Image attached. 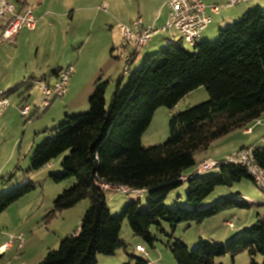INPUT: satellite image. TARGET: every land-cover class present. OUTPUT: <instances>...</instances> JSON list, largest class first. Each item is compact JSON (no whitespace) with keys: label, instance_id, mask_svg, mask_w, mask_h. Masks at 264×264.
Segmentation results:
<instances>
[{"label":"trees","instance_id":"trees-1","mask_svg":"<svg viewBox=\"0 0 264 264\" xmlns=\"http://www.w3.org/2000/svg\"><path fill=\"white\" fill-rule=\"evenodd\" d=\"M219 32L214 41L199 38L192 46L193 52L183 48L180 39L146 54L140 68L131 73L123 87V76L116 80V90L108 104L106 92L110 81L98 78L89 98V111L67 114L59 125L47 129L48 137L34 148L25 172L44 171L54 159L64 155L62 171L49 177L55 183L72 181V186L57 197L51 214L71 209L85 199L90 205L77 233L62 239L59 247L48 251L39 264H98L99 256H113L118 250L127 249L120 238L125 221L135 237L153 247L156 238L152 228L164 232L160 229L162 222L174 231L181 223L200 224L224 210L251 206L249 198L241 193L206 205L220 187H233L247 180L264 194L249 169L240 163L224 159L218 162L215 175L203 178L202 173H196L197 154L233 131L248 129L264 115V9L259 5L248 9L240 21ZM140 50L131 49L127 65ZM43 78L31 77L25 83ZM200 87H205L208 101L173 114L168 139L163 144L145 147L142 137L156 110L174 109L181 99ZM31 120L32 117L26 123ZM246 149L251 150L254 165L264 172V147H243L237 152ZM14 178L15 173L0 178L5 186L2 191L12 186ZM183 181L188 182L185 202L168 208V194ZM104 186L148 191L146 209L140 211L138 197L120 214L112 215ZM34 189L29 181L0 193V215ZM168 249L176 264H215L218 258L228 253L234 255L238 250L247 251L250 264H259L258 255L264 264V216L257 213L255 223L241 229L226 244L200 239L190 250L174 238ZM131 258L134 264H151L141 257Z\"/></svg>","mask_w":264,"mask_h":264},{"label":"rangeland","instance_id":"rangeland-1","mask_svg":"<svg viewBox=\"0 0 264 264\" xmlns=\"http://www.w3.org/2000/svg\"><path fill=\"white\" fill-rule=\"evenodd\" d=\"M78 1H81L80 4L82 8L88 7V10L77 13L73 22H70L68 19L61 20L58 18L50 23V25L48 27L46 26L41 33V42L36 39H30L25 43H22L19 46V51L16 52L18 56L17 61L15 62L16 65L20 62L22 57L30 60V62L37 65V67H43L46 63H51L50 65H53L59 59L67 60L73 55H78L80 48L77 43L73 46L74 48H68V51L60 49V43L62 40H65L64 38L68 39L75 35L76 40L90 37L87 46L85 45V47H83V56L87 64H93L101 58V41L107 30L106 28L102 31V28H100L99 25L104 20L103 14H111V10H108L107 12L104 10H98V7L102 3L107 4L109 7L112 4L114 5V3H120L121 10H123V4H125L126 7L131 5L132 7L135 6L138 8L140 3L142 8L146 12H149L154 6H156V4L163 0ZM12 2H15V0H12ZM97 2L98 4H96ZM213 4H218L221 8L223 6L221 9L222 12L225 10V7H234L228 6L226 0H215L214 3H211L208 6ZM257 5L258 4L255 6ZM259 6L264 9V1L260 2ZM240 8H242V6H240ZM120 15L123 16L121 13ZM218 15H214L213 25L209 27V31L212 29L213 32H217L209 38V41L218 39L219 31L223 28L218 26L219 23L217 18L220 16ZM241 18L237 21H240ZM233 23L230 25H233ZM91 32H93V34H91ZM150 42L148 44H150ZM71 44L72 43L69 45ZM182 46L187 51L193 52V48L189 44L182 42ZM163 47L164 46L161 45L159 49L155 48L154 50H149L147 53L145 52V54L143 52L145 47L141 49L135 66L130 64L126 68L127 64L124 65L122 62L123 58H120L121 64H119L118 67L115 66V72H117L115 75L116 78H114L115 82L110 80L106 92L107 104L116 90V80L123 76L121 85V87H123V85L129 80L131 73L140 68L144 57H146L145 55H150ZM146 50H148V48ZM108 58H111L113 62L114 59L111 54H108ZM114 62H116V60H114ZM50 73L51 71L47 70V74ZM37 89L38 86L34 84V87L32 88L34 94L33 101L36 100V104L41 105L40 97L38 101L37 96H35L38 92ZM22 91L25 92V89H22L21 92ZM19 95L20 94L18 93L11 94L9 95V98H12V101L15 99L20 105L21 99L19 100ZM83 95L84 94H79L78 96L75 95L74 98L76 99L77 97V100L80 101ZM90 97L91 96H88L85 101L83 96L81 102L85 101L86 106L78 113H86L89 111ZM208 99L209 95L205 87H200L181 99L174 109L170 110L166 107L158 108L154 114L152 122L142 137L143 145L149 148L163 144L169 137V121L171 116L175 113H180L196 105L202 104L208 101ZM57 100L61 101L60 98ZM18 113V120L11 122L5 128L0 127V178L15 173V178L11 182L12 186L10 188L2 191L5 186L0 183V193L17 186H22L29 181L35 185V189L25 195L18 202L12 204L0 215V248L9 243L12 238H21L22 242L21 248L19 247L20 242L14 240L10 248L2 251L0 249V264H39L48 251L55 250L59 247L62 239L77 233L82 218L90 205V201L85 199L71 209L64 210L54 215L51 214L54 201L66 188L72 186V181L55 183L49 177L51 174L62 171L61 163L64 155L51 162L49 171L35 173H26L25 171L29 168L30 157L34 148L48 137L46 131L53 129L61 122L49 126L48 130L44 129L40 133L34 135V126H31V123L27 124L26 119L20 115V111H18ZM47 113L48 111L41 113V118L34 120L33 123L43 119ZM262 118L260 120H262ZM260 120L248 127V129H251V132H253L252 128H254L253 134L245 135L243 133L244 130L233 131L227 136L213 142L207 151L197 154L196 160L199 161L202 158H209L212 161L219 162L227 159L228 156H231L241 148L249 147L256 141H258L257 144H260L259 146L264 147V143L261 142L264 138V125L258 124ZM16 169L20 170L16 171ZM216 173L217 169L215 168L202 173L201 176L204 178L215 175ZM26 180L27 182H24ZM187 191L188 182L183 181L179 187L168 194L165 200L166 206L171 208L174 207L173 205L176 203L181 204L182 202H185ZM236 193H241L248 197L251 206L248 208L234 207L224 210L200 224L193 222L181 223L174 231H172L171 227L166 222H162L160 229L164 230V232L157 230L155 227L152 228V233L156 238L153 247L149 246L139 237H135L129 224L125 221L122 225L120 238L126 242L127 249H120L113 256H99L98 264H134V259H132L131 256L144 258L150 261L151 264H176L173 255L168 249V244L174 238H179L190 250H193L198 245L200 239L212 241L213 243H228L240 233L241 229L249 228L255 223L257 213L264 216V206H257L254 204L264 203V194L251 181L247 180H243L241 183L236 184L233 187L217 188L209 197L206 205L209 206L213 204L220 197H231ZM105 197L110 213L114 216L120 214L129 202L138 199L136 193L126 194L112 190L106 191ZM148 200L149 193L148 191H145L142 193L140 199V211L143 212L146 209ZM187 206L188 205L185 207ZM227 222L234 223V228L229 227ZM168 235H171L173 238ZM137 245L143 247L146 252H138L136 250ZM256 260L259 264L262 263L261 256L258 255ZM215 264H250V258L247 251L238 250L234 255L228 253L225 256L218 258Z\"/></svg>","mask_w":264,"mask_h":264},{"label":"crops","instance_id":"crops-1","mask_svg":"<svg viewBox=\"0 0 264 264\" xmlns=\"http://www.w3.org/2000/svg\"><path fill=\"white\" fill-rule=\"evenodd\" d=\"M8 1L12 2V0ZM203 1L207 6L215 2V0ZM262 1L264 0L249 2L251 4L236 5L234 6L235 8L225 7V10H223V12L221 11L223 6L221 8V6L217 4L219 6V12L217 14H212L207 8L206 13L211 16L212 21L208 25V27L202 32L200 40L209 39L213 36V34L217 32H213L212 29L209 31V27L213 25L215 17L214 15H220H218L219 18H217L219 23L218 26L225 27L239 20L248 9L254 7L256 4L259 5ZM80 2L81 1L78 0H15V2H12L21 10L32 8L33 14L37 19V22L36 27L33 30H21L12 39L0 44V88L4 91L8 89L6 92H11L9 93V95L16 93L20 94L19 100L24 94V97L22 98L24 99V102L22 104L20 103V105L15 101V99L12 101V98H10L9 107L0 116V127L5 128L11 122L18 120V111L24 105L29 106V117H32L33 120H31L27 124L31 123V126H34V135L40 133L44 129H48L49 126L61 122L63 118H65L64 116H66L67 114H76L79 111L83 110V108L86 106V99L88 98V96H91L94 92V84L96 80L101 77L109 81H114V78H116L115 75L117 74V72H115V66L118 67V65L121 64L120 58H123L122 62L124 63V65L127 64V57L132 48L126 46L122 42L120 33L118 31L119 25L131 26L134 21L140 18L144 27L154 26L156 29H159L164 25L169 14V0L161 1L160 3L156 4V6H154L153 9L149 12H146L142 8L140 3L138 8H136L135 6L132 7L131 5H128L126 7L125 4H123V10H121L120 3H114V5L112 4L110 7L107 4L102 3L98 7V10H104L105 12L111 10V14H103L104 20L99 25L100 28H102V31L103 29L107 28L106 31L104 30L106 33L105 36L103 37V39L101 38L102 54L99 60L95 61L93 64H87L83 56V47H85V45L87 46L90 37H84L80 38L79 40H76L75 35L73 37H69L68 39L64 38L65 40H62V42L60 43V49L68 51V48H74L73 46L77 43L79 44L80 48L78 55H73L72 57H70V59L68 58L67 60L59 59L53 65H50L51 63H46V65L43 67H37V65L31 63L30 60L24 59L22 57L20 59V62L16 65L15 62L18 58L16 52L19 51V46L22 43H25L30 39H36L41 42V33L43 32L45 27H48L50 23H52L58 18H60L61 20L68 19L70 22H73L77 13L88 10V7L82 8ZM98 2L96 4H98ZM104 5L105 7L103 8ZM240 6H242V8H240ZM120 13L123 16H121ZM91 34H93V32H91ZM180 39L181 38L179 34L177 35V33L173 31L166 33H157L151 39L152 41L150 42V44H148L143 49V52L145 54V52L147 53L149 50H154L155 48L159 49L161 45L165 46L168 40H174L177 42ZM70 43L72 44L69 45ZM147 48L148 50H146ZM115 52L117 53V55ZM2 53H4L5 55ZM108 54H111V56H113V59L116 60V62H114V60L112 62V59L108 58ZM138 56L139 53L136 59L133 60L130 64H133V66H135ZM129 65H126V68ZM68 66H74L75 73L70 80L67 94L64 97L60 98L61 101H58L57 99L54 100L50 107L46 110L48 111V113L44 116V118L36 123H33L34 120L41 118V113H43L39 110L40 104H36V100L33 101L34 94L32 92V88L34 87V84L38 86L36 84L38 80L44 81L48 84H53L57 80L59 72L67 68ZM47 70H50L51 73L47 74ZM55 71H57L58 73L55 74ZM31 77L44 78L36 79L28 84L25 83ZM17 86L21 87L17 91H11ZM22 89H25V92H21ZM37 90L38 92L35 96H37L39 101V97L40 100H42V94L39 89V86ZM79 94H84L83 96L85 101L81 102L83 96L80 101L77 100V97L76 99L74 98L75 95L78 96ZM258 124L264 125V115L262 120H260ZM252 129L254 132V128ZM253 132L245 133L243 131L245 135H251L253 134ZM257 142L258 141H256L249 147L253 148L259 146L260 144H257ZM261 142L264 143V140H261ZM204 160L210 159L202 158L198 161V163H201ZM50 167L51 166L49 165L48 168H46L44 171H47Z\"/></svg>","mask_w":264,"mask_h":264},{"label":"built area","instance_id":"built-area-1","mask_svg":"<svg viewBox=\"0 0 264 264\" xmlns=\"http://www.w3.org/2000/svg\"><path fill=\"white\" fill-rule=\"evenodd\" d=\"M226 1L228 6H236L243 3L255 2L257 0ZM104 7L105 5L103 8ZM168 7V18L159 29H156L154 26L144 27L140 18L134 21L131 26L119 25L118 31L122 42L138 51L145 47L157 33L175 31L179 34L182 42L193 46L212 21L211 16L206 13V9L208 8L212 14H217L219 12V7L217 5L213 4L207 6L203 0H169ZM36 22L37 19L33 14L32 8L18 10L14 3L8 0H0V44L12 39L21 30H33L36 27ZM173 42L174 40H168L166 45ZM74 73L75 67L68 66L59 72L57 80L53 84H48L40 80L36 82L42 94L40 111L46 110L54 100L62 98L67 94L69 83ZM9 105V94L0 88V116L6 111ZM19 111L20 115L25 118L26 121L30 119L29 106L24 105ZM244 132L250 133L251 129H245ZM227 161L240 163L246 166L254 176L256 182L264 189V172L254 165L250 149L234 152L231 156L227 157ZM217 167V161L204 160L199 163L196 173H204ZM103 189L126 194L136 193L138 197H141L143 193V191L130 192L124 187L112 189L108 186H104ZM228 225L233 227L232 222H228ZM14 240L20 242L19 247L21 248V238H12L9 243L0 248L1 251L10 248ZM136 250L142 253L146 252L141 246H137Z\"/></svg>","mask_w":264,"mask_h":264}]
</instances>
